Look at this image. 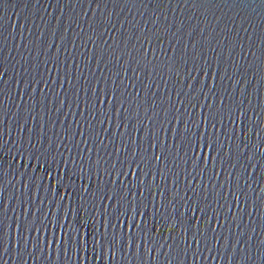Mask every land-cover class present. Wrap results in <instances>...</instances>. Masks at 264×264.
Returning <instances> with one entry per match:
<instances>
[{
  "label": "water",
  "instance_id": "1",
  "mask_svg": "<svg viewBox=\"0 0 264 264\" xmlns=\"http://www.w3.org/2000/svg\"><path fill=\"white\" fill-rule=\"evenodd\" d=\"M0 264H264V0H0Z\"/></svg>",
  "mask_w": 264,
  "mask_h": 264
},
{
  "label": "snow or ice",
  "instance_id": "2",
  "mask_svg": "<svg viewBox=\"0 0 264 264\" xmlns=\"http://www.w3.org/2000/svg\"><path fill=\"white\" fill-rule=\"evenodd\" d=\"M110 97L113 95L112 92L109 93ZM111 102V100L109 101ZM101 103H103V91L101 92ZM217 116L216 112H212L209 111L207 116L205 117V124H207V121L209 118L215 119ZM197 119L199 120V114L197 115ZM195 127V126H194ZM175 131V130H174ZM145 135H147V133H145ZM181 143L182 144H186L188 147V150L194 151L195 152V158L193 160V165L195 166L196 162L199 160V155L200 152L203 151L205 153V163H207L208 160V153L212 150L213 147V143L214 140L211 136H208L207 140H205V136H204V129H201V134L200 136L197 138L196 134L194 131L192 132H188V131H184L181 133ZM161 145H163V141H161ZM155 146V145H153ZM27 159V157L25 158ZM157 160L160 159L159 156L156 157ZM53 165H55V167H53ZM40 167L41 168H47V171L44 172L42 174V177L45 181L51 180L52 183V187L53 189L56 187H59L62 185L63 180L68 178V173L64 170L63 165H58L56 158L55 157H48L45 158L41 163H40ZM59 168V171H57V169ZM125 175H127V170H125ZM134 175V173H133ZM133 187H135V185H133ZM87 189L85 188L84 191H86ZM97 191L100 194L101 198H106L107 200H110L113 202V207H120L123 208L125 205V202L127 201V198L129 196V192L127 190V187L125 188H116L113 187L111 189L108 190L107 195L105 197V193H104V189L103 186L97 185ZM63 198V195H61V199ZM137 207H139L140 212L137 213L136 209ZM163 203L161 202L160 204V209H163ZM143 208H144V204L143 201H137L134 197L133 200L130 203L129 206V215L127 218V226L125 227V225L123 223H121V227L125 228V230L129 233L132 232V220L133 218H137V233L139 232V219L138 216H143ZM121 217H123V212H121ZM65 219L66 216L65 215H61L59 217L58 222L55 220H53V223L59 224V228L57 229V231L59 232H63L64 229V223H65ZM88 219L87 215L85 216H81L79 219V228H80V235H81V239L82 237L84 238L85 232H81V230L85 229V221ZM161 220L165 221L166 227H164L163 225L161 227H164V231L166 230V232H172L175 229V221H172L171 223H168V217L161 215L160 216ZM159 224V221L157 222ZM34 221L30 222L29 224L25 225V231L27 232L28 228L33 226ZM108 226V219L107 216L105 217V221H104V227L105 229H107ZM69 227H72V225H69ZM88 227H92L94 232H98L99 229L93 227L92 224H89ZM44 229V225L41 224L40 227V231H43ZM159 231L160 228L157 229V235H159ZM6 235V233H5ZM107 237V232H105L104 237ZM115 239L116 242H119V240L121 239V234L120 233H115ZM137 239L139 240V235H137ZM83 242V239H82Z\"/></svg>",
  "mask_w": 264,
  "mask_h": 264
}]
</instances>
